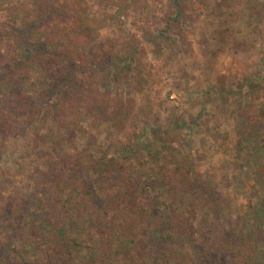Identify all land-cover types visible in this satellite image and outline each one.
Listing matches in <instances>:
<instances>
[{
	"label": "rangeland",
	"instance_id": "1",
	"mask_svg": "<svg viewBox=\"0 0 264 264\" xmlns=\"http://www.w3.org/2000/svg\"><path fill=\"white\" fill-rule=\"evenodd\" d=\"M0 24V264H264V0H0ZM31 25L70 32L74 86Z\"/></svg>",
	"mask_w": 264,
	"mask_h": 264
},
{
	"label": "trees",
	"instance_id": "2",
	"mask_svg": "<svg viewBox=\"0 0 264 264\" xmlns=\"http://www.w3.org/2000/svg\"><path fill=\"white\" fill-rule=\"evenodd\" d=\"M79 22H80L79 18H75V24H73L71 32H76L80 30L82 26L81 24H78ZM31 26H32V33L31 32L29 33V37L33 39L32 43H34V46L36 47L37 52H39V56L36 61L37 65L39 66V69L44 74L48 75V77L51 78L52 81H54L55 83L54 85L56 86L60 84V81L64 82L65 80H66L67 85L74 86L76 78L72 75L73 74L72 68L75 65V62L73 59L76 60V57L78 54L76 55V50H77L76 44L73 38H71V36L68 34L70 32L65 34L59 31L58 28H54V29L47 28L46 29L44 28V25H40V26L31 25ZM0 27H1L0 49H4L6 46V43L12 39L11 37L12 33L8 29V27L5 26V24H0ZM26 29L29 30V28H26ZM22 44H23V41H21V43L18 45L19 49L22 48ZM60 48L62 49L66 48L64 55H66L67 59L68 57L70 58L68 60L70 63H69V66L67 67L64 65L63 66L59 65L57 54L59 53ZM26 50L28 53L31 52V49L29 48H26ZM0 52H3V51H0ZM9 60L10 61L7 62L6 65H10L11 70H13L12 73H9V77L11 74L12 76L11 78L14 80L15 76L19 75V72H17V70L15 69L19 61L14 56H12L11 59ZM139 61L140 60L138 59L137 62ZM60 86L62 85L60 84ZM156 155H157V158H159L161 153L157 151ZM50 231L49 230L46 231L45 234L50 235L53 232V230L51 229ZM58 234L61 240L63 241L65 238L66 232L64 230H59ZM22 250L26 253L30 252L33 256L40 255L38 248L30 244H25ZM181 252L182 250H180L177 253L178 257L182 255Z\"/></svg>",
	"mask_w": 264,
	"mask_h": 264
}]
</instances>
